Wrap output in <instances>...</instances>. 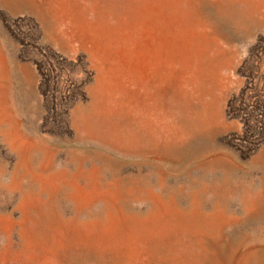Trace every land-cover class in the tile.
I'll use <instances>...</instances> for the list:
<instances>
[{
	"label": "rangeland",
	"instance_id": "rangeland-1",
	"mask_svg": "<svg viewBox=\"0 0 264 264\" xmlns=\"http://www.w3.org/2000/svg\"><path fill=\"white\" fill-rule=\"evenodd\" d=\"M263 86L264 0H0V264H264Z\"/></svg>",
	"mask_w": 264,
	"mask_h": 264
},
{
	"label": "trees",
	"instance_id": "trees-1",
	"mask_svg": "<svg viewBox=\"0 0 264 264\" xmlns=\"http://www.w3.org/2000/svg\"><path fill=\"white\" fill-rule=\"evenodd\" d=\"M255 90L258 89V86L256 84ZM261 92V95L264 97V86L262 89L259 90ZM241 95L243 96V100L249 98L247 96V87H243L241 90ZM235 100L230 99L227 104V116L230 120L237 118L235 114ZM250 106H252L250 104ZM249 107V105L246 107V109ZM253 110V109H252ZM247 113V112H246ZM245 114V112H244ZM243 132L244 134L252 133L254 135H264V110L262 112L257 113L256 115L249 113L247 114V117L243 120ZM264 141V138H261V142Z\"/></svg>",
	"mask_w": 264,
	"mask_h": 264
}]
</instances>
